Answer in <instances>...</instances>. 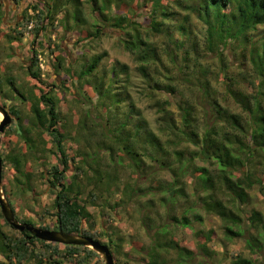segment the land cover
<instances>
[{"label": "trees", "instance_id": "obj_1", "mask_svg": "<svg viewBox=\"0 0 264 264\" xmlns=\"http://www.w3.org/2000/svg\"><path fill=\"white\" fill-rule=\"evenodd\" d=\"M128 1H137L139 8L148 7L147 23L135 20L128 9L118 10ZM85 2L99 14H93L95 22L89 24L86 38L106 34L105 28L123 31L120 44L135 62L139 94L149 100L153 119L130 93L129 65L120 63L99 72L102 55L93 56L75 78L96 94L94 107H106L95 117L86 110L85 117L73 122L79 132L86 130L78 139V158L74 159L64 148L66 130L57 126L61 118L57 99L46 92L31 90L25 95L19 91L22 101L30 103V113L23 126L18 118L20 133H16L30 150L36 147L31 141L34 135L45 149L46 132L60 158L57 165L41 173L54 193L56 228L60 225L64 232L99 240L94 223L84 225L88 206L99 203L115 218L118 203H134L150 239L148 263L190 264L192 250L170 235L173 229L190 226V216L201 221V213L190 215L191 209L199 207L218 216L227 234L243 236L249 250L261 252L264 264V218L256 208L249 215L243 209L252 200L250 192L256 185L264 194L260 178L264 174V31L260 30L264 28V0H47L46 14L54 18L70 4L75 22L88 24ZM37 4L26 7V12L40 11ZM67 15L60 21L65 30ZM43 19L38 12L36 32L44 28ZM193 19L204 28L200 45L192 35ZM31 21L30 16L22 17L16 24L27 28ZM231 51L239 55L235 65L229 61ZM210 53L217 58L216 69L209 62ZM32 60L28 75L40 80V71L32 70L33 66L39 69L37 56ZM107 72L112 73L108 79L104 77ZM120 74L124 79H118ZM100 77V83L93 86V80ZM7 78L14 85L13 78ZM10 109L15 115L22 114L14 105ZM6 159L18 166L14 180L19 187L30 189L31 174L24 171L27 161L21 147ZM68 169L70 175L65 174ZM161 169L170 179L157 176ZM118 186L121 195L113 202ZM189 195L190 205L177 215V201H187ZM21 221L32 223L30 219ZM28 236L27 231L8 224L0 211V253L9 264H86L92 257L102 261L88 247ZM36 241L42 243L39 251ZM111 242L110 238L109 247ZM66 258L73 261L67 263ZM231 264L253 262L238 257Z\"/></svg>", "mask_w": 264, "mask_h": 264}, {"label": "rangeland", "instance_id": "obj_2", "mask_svg": "<svg viewBox=\"0 0 264 264\" xmlns=\"http://www.w3.org/2000/svg\"><path fill=\"white\" fill-rule=\"evenodd\" d=\"M0 0V103H4V97H15L11 99V104L21 109L22 114L18 115L16 119L21 117V125L27 122V115L30 113V103L28 100L22 101L21 94L30 93L31 90L35 94L49 92L51 96L57 99L56 109L60 113V120L57 126L60 130H66L64 138V148L69 157L77 159L76 148L80 141V137H84L86 130L83 133L73 125V122H79L84 116L85 111H89L93 117L104 113V107H94L96 94L83 82L76 80V74L80 72L91 60L93 56L102 55L101 63L98 66L99 72L101 70L108 71L112 66H117L120 63H127L130 67V81L129 87L131 95L134 97L136 104L143 109V112L153 119V112L148 107L149 100L140 95L141 89L139 85V76L135 71V62L131 59L130 54L123 49L120 44V39L123 38L122 30L113 28H105L106 34L98 38H86L90 30V23H94V16H99L91 6L84 3V16L87 18L88 24H81L75 22L71 17L72 5L68 4L57 12L51 19L44 21V28L39 30L38 34L31 31L30 28H24L22 25H17L22 17H31L32 21L29 23L35 25L36 15H29L26 12L25 5L37 4L40 11L45 12V5L47 0ZM16 1V2H15ZM14 6L15 9L12 10ZM115 3L112 5L114 6ZM126 6H121L118 10L123 11L128 9L129 15H135V20L141 23H147L148 14L146 8H139L137 1H128ZM148 6V5H147ZM114 9V8H113ZM115 11V9H114ZM112 12V8L110 10ZM68 13V15H67ZM67 15V28L61 26L60 21ZM192 35L197 40L199 45L203 41L204 28L202 24L193 19L192 21ZM264 31V28L260 29ZM21 32V33H19ZM256 37H258L256 35ZM37 40L39 48L44 44H50L52 48L50 51L43 49L42 61L44 64V71L39 72L42 80H36L28 75L26 65L29 64L30 52L29 47L31 42ZM41 42V43H40ZM189 42L186 43V45ZM37 45V46H38ZM54 46V47H53ZM237 50V53L241 50ZM53 51V52H52ZM232 54V51H231ZM230 54V55H231ZM209 62L216 69L217 58L215 54L210 53ZM239 55H231L229 61L233 65L238 63ZM202 58V57H201ZM204 60V59H203ZM206 60V58H205ZM208 61V60H207ZM117 70L121 72L120 67ZM233 71L237 72L238 68L233 67ZM44 74V75H43ZM112 73L107 72L108 79ZM13 78L14 85L8 83V78ZM125 75L120 74L118 79H124ZM100 79L93 80V86L100 83ZM215 78H213V81ZM77 81V82H76ZM106 81V80H105ZM18 97V98H16ZM178 101V97L174 98ZM122 104V103H121ZM176 111V106H172ZM179 115V114H178ZM177 113L175 116L179 120ZM1 116V115H0ZM62 123V126H61ZM19 128V127H18ZM91 128V127H90ZM17 128L13 124L5 129L0 134V156L5 160L2 165V182L3 188L8 200L12 203L15 209V214L19 220L30 219L32 225L56 228L55 210L53 207L54 193L49 187L46 175L42 176V171L50 168L52 165L59 163V156L56 152L55 146L51 143V137L45 132L43 138L46 140L45 149L42 143L35 135L31 141L36 145L35 149H28L24 145V141L16 133ZM90 132V131H88ZM34 133V132H32ZM77 134V135H76ZM80 134V136H79ZM77 136V137H76ZM21 147L23 156L26 159L24 167L25 173L30 172L31 188L22 189L19 187L17 181L14 180L16 175V166L14 163L6 159V155H11ZM1 157V158H2ZM71 170L65 172L70 175ZM238 174V172H236ZM235 173V174H236ZM236 174V175H237ZM157 176H162L165 179H170L166 170L157 171ZM264 183V174L260 176ZM190 179V178H189ZM121 187H117L112 197V201H118L120 197ZM191 192L189 188L188 193ZM252 200L243 205L244 213L249 215L252 208L258 209L264 218V194L256 185L250 192ZM192 196L189 195L187 201L184 198H179L176 209L177 215L186 206L190 205ZM88 214L86 223L88 227L90 222L94 223V229L98 232L99 240L106 245L110 244L112 239V246L110 251L113 255L116 264H149L146 254L147 245L150 242L149 236L144 228L141 227L136 205L134 203H125L124 201L118 203L115 212V218H111L106 208L100 207V204L88 206ZM201 213L202 220L195 221L191 218V225L188 227H178L173 229L170 236L177 240L180 245L191 249L194 258L190 264H231L238 257L251 259L253 264L262 263L261 252H252L246 246L243 236L230 235L225 231V227L220 218L214 214L205 213L199 207H194L190 210L191 213ZM103 228V229H102ZM18 236L19 234L16 233ZM42 243L35 242L36 251L41 250ZM63 251V246L60 247ZM171 253L174 250L170 251ZM170 253V254H171ZM59 255V254H58ZM76 258V257H75ZM66 262H72L73 258H66ZM102 260V259H101ZM9 264L5 257L0 253V264ZM23 264H32L26 263ZM33 264H37L35 261ZM44 264V263H41ZM86 264H104L103 261H98L96 257H92Z\"/></svg>", "mask_w": 264, "mask_h": 264}, {"label": "water", "instance_id": "obj_3", "mask_svg": "<svg viewBox=\"0 0 264 264\" xmlns=\"http://www.w3.org/2000/svg\"><path fill=\"white\" fill-rule=\"evenodd\" d=\"M0 134L4 131L5 127L10 124L12 116L7 109L0 104ZM2 165L3 161L0 156V211L5 221L12 227L19 231L29 232V236H34L39 240L47 242H56L64 245H81L92 249L97 255L100 256L104 264H116L110 248L105 243L98 239L92 238L87 235L67 233L64 232L61 226L58 229H49L45 227H38L27 222L19 221L12 209V206L7 198L3 188L2 182Z\"/></svg>", "mask_w": 264, "mask_h": 264}, {"label": "flooded vegetation", "instance_id": "obj_4", "mask_svg": "<svg viewBox=\"0 0 264 264\" xmlns=\"http://www.w3.org/2000/svg\"><path fill=\"white\" fill-rule=\"evenodd\" d=\"M11 1H14V0H11ZM8 1H4V3H5V5H6V3H7ZM16 2V1H15ZM38 4H39V2H37ZM6 7H7V5H6ZM10 7H12V10L13 9H15L14 8V6H10ZM38 13V12H37ZM37 13H34V15H36ZM47 16H48V14H47ZM34 27H35V25L34 26H30V28H32V30H34ZM38 32L39 31H37V32H35L36 34H38ZM37 40H34V41H32L31 42V46L29 47V52H30V59H29V64L28 65H26V70L28 69V66L29 65H31L32 64V59L34 58V57H36L37 56V58H38V61L39 60H42V53L40 52V51H42L43 49H46V50H48V51H50V49L52 48V46L50 45V44H44V43H42V46H40L41 48H39V45L37 46L36 45V42ZM41 43V42H40ZM54 47V46H53ZM43 48V49H42ZM53 52V51H52ZM33 65V64H32ZM34 68H36L35 66H33L32 67V70L33 71H35L34 70ZM40 75H42V74H40ZM44 75V74H43ZM40 80L39 81H41L42 80V77H40L39 78ZM48 95L50 94L49 92H46ZM15 97H9V98H7V97H4V103H0L2 106H4L6 109H7V111L9 112V114L12 116V120H11V122H10V124L9 125H7L6 127H5V129H7V128H9L11 125H15L16 126V128L18 129V126H19V124H18V120L16 119V117H18V115H15V114H13L12 112H11V106H12V104H11V99L13 100ZM16 98H18V97H16ZM5 129H4V131H5ZM18 131V133H20V130H17ZM50 229V228H49ZM51 229H53V228H51ZM55 229H58V226H57V228H55Z\"/></svg>", "mask_w": 264, "mask_h": 264}, {"label": "bare ground", "instance_id": "obj_5", "mask_svg": "<svg viewBox=\"0 0 264 264\" xmlns=\"http://www.w3.org/2000/svg\"><path fill=\"white\" fill-rule=\"evenodd\" d=\"M6 6V5H5ZM31 7L32 6V4L31 5H28V4H26L25 5V8L26 7ZM46 9H45V12H44V8H43V10H41V11H33L32 9H29L28 10V14L29 15H34V13H37V12H41L42 13V15L43 16H45V19H43V24L45 23L44 21H47V19H48V16H47V10H48V8H47V6L45 7ZM30 26H31V24H29L28 25V28H30ZM35 28V27H34ZM30 30L32 31V28H30ZM33 31H35V29L33 30ZM36 32V31H35ZM19 33H21V32H19ZM39 43H36V45H38ZM38 67H39V69H38V71H40V72H43L44 71V64H43V61L42 60H39L38 61ZM18 121H19V119H17ZM60 120V119H59ZM9 125V124H8ZM19 129V128H18ZM2 214V213H1ZM14 214H15V212H14ZM15 216H16V214H15ZM16 218H17V216H16ZM18 219V218H17ZM19 220V219H18ZM19 221H21V220H19ZM21 222H24V221H21ZM30 224V223H29ZM36 226V225H35ZM38 227H41V226H38ZM19 231V230H18ZM21 232V231H20ZM29 233V232H28ZM100 241V240H99ZM99 256V255H98ZM100 257V256H99Z\"/></svg>", "mask_w": 264, "mask_h": 264}]
</instances>
